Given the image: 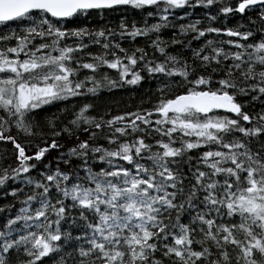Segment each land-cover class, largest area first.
Segmentation results:
<instances>
[{
  "label": "snow or ice",
  "instance_id": "6c2138e0",
  "mask_svg": "<svg viewBox=\"0 0 264 264\" xmlns=\"http://www.w3.org/2000/svg\"><path fill=\"white\" fill-rule=\"evenodd\" d=\"M0 264H264V0H0Z\"/></svg>",
  "mask_w": 264,
  "mask_h": 264
},
{
  "label": "trees",
  "instance_id": "16d2710c",
  "mask_svg": "<svg viewBox=\"0 0 264 264\" xmlns=\"http://www.w3.org/2000/svg\"><path fill=\"white\" fill-rule=\"evenodd\" d=\"M122 15L125 16L129 22L132 20H138L140 18V13L133 10L132 8L121 7V9L116 12L106 13L103 19H101L99 15H94L90 19L92 21V26H100L106 22L114 26L118 24ZM239 19L240 16L237 14L235 17H230L227 23L229 26H233ZM149 22H152L151 19H149ZM163 35L164 38L167 39L170 36L169 30L165 29ZM121 43L122 46L126 48H131L133 46L127 39L121 41ZM143 43L144 41L142 38H137L136 46H142ZM108 71L110 75L114 73V70ZM143 85V88L139 86L125 85L122 89H105L98 99H93L90 101L96 106L95 111L91 112L90 114H96L97 112H107L109 109L111 110L112 114H119L122 111H130L134 109L136 105L140 103L144 88L148 86V82H143ZM49 111L55 112L56 108H50Z\"/></svg>",
  "mask_w": 264,
  "mask_h": 264
},
{
  "label": "rangeland",
  "instance_id": "374dc122",
  "mask_svg": "<svg viewBox=\"0 0 264 264\" xmlns=\"http://www.w3.org/2000/svg\"><path fill=\"white\" fill-rule=\"evenodd\" d=\"M61 106H63V105H61ZM69 106H71V105H69Z\"/></svg>",
  "mask_w": 264,
  "mask_h": 264
}]
</instances>
